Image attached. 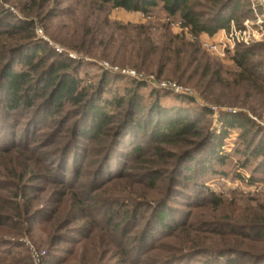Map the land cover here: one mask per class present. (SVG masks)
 Listing matches in <instances>:
<instances>
[{
  "label": "rangeland",
  "instance_id": "obj_1",
  "mask_svg": "<svg viewBox=\"0 0 264 264\" xmlns=\"http://www.w3.org/2000/svg\"><path fill=\"white\" fill-rule=\"evenodd\" d=\"M248 1L252 10L251 18L245 20L240 28L234 27L238 31L242 30L245 22L252 24L247 33L250 35V41L248 45L243 44L245 47L264 44V10L260 6V0ZM0 8L16 20L35 22L38 39L46 42L56 54L68 56L78 63V76L86 85L99 84L103 76L110 78V81L103 84L104 99H112L117 89L116 93L122 96V87L132 88L127 78H133L147 84V87L140 90L146 103L154 99L149 100L150 92L154 91L164 108L181 110L182 113L197 117L204 136L221 135L224 116L242 114L249 116L256 123L254 130L257 125L261 127L247 139L250 142L254 138L259 142L264 141V104L246 101L249 94L245 91H223L224 95L219 96L221 90L215 89L219 100L214 102L217 97L206 99L201 91L195 88L196 79L191 82L185 80L186 86L180 85L174 78L176 81L158 80L153 71H148L153 73L150 75L138 74L135 71L134 68L140 67L138 64L142 63L144 57L142 53L137 54V50L140 46L144 48L142 41L145 37L150 39L153 46H159L165 41L161 39L163 35H181L177 19H167L160 7L155 9L149 18L139 13L100 6L92 0H0ZM258 19L262 22L261 27L256 25ZM13 24L15 23L11 19L9 23H1L0 29ZM142 32L144 35H139ZM226 35L228 33L220 31L215 35V40H224ZM186 38L189 39V36L186 35ZM212 39L206 35L198 39L201 51L212 61L221 64L225 71L230 72H224L222 76L231 79L229 74L235 71L232 57L239 45H236L233 51H228L225 57L214 56L204 47ZM258 62L257 59L253 61L254 64ZM142 70L145 71L143 68ZM162 84L167 85L166 88H163ZM174 86H177L179 93L175 92ZM206 109L212 113L211 117L202 116ZM217 110H232L236 113H219ZM29 123L32 127L33 119H24L16 126L14 123L13 135L10 137L15 135L22 139L26 131L30 130L27 125ZM1 132L0 149L7 142V138H2L3 134L6 137L9 134L7 128ZM45 134L47 133L42 132L37 137L34 145L37 149L32 151L31 156L21 150L14 151L16 155L12 153L15 155L13 157L0 155V202L3 198L12 197V194L8 193L13 188L11 185L17 183L23 172H27L23 180L27 192L20 194L16 201L20 207L8 217L7 224L0 225V264H223L224 261L216 259L215 252L229 248L239 252H263V246H255L253 248L256 249H252L248 239L241 237L242 233L250 232L242 227L244 224L264 220V172L259 168L260 159L250 160L248 165H244L247 156H243L244 145L240 140L242 131L231 129L224 139L221 153L226 157V163L221 167L215 165L221 175H213L211 171L202 173L203 170L199 168L192 177L203 181V185L215 194L216 200H220L219 205L214 206L212 202H195V205H191L190 201L187 202L181 196L194 195L191 185L183 186L180 183L181 176H177V184L181 187L174 188V183L169 186L166 173L160 178L159 186L154 192L148 191L147 185L144 184V178H148L145 169L156 170L159 165L151 167L147 163L134 162L131 166L127 164L126 168L123 166L120 171L117 170L121 175L126 172L121 179L106 182L107 184L102 185L104 190L95 193L102 201L117 197V202H123L122 207L113 204L114 206L107 208L110 210L109 215L104 216V209H97L91 204V208L85 209V214L79 209H73L72 216L66 217L67 213L71 214L69 206L61 211L62 216L54 224V221L46 223L44 220L27 222L39 212L44 214V209L51 208V205L54 207L64 192L63 188L53 186L52 182H44V166L53 168L55 163L61 160L55 152L44 150L49 140ZM78 143V166L81 167L79 180L93 184L94 189L98 188L107 177L114 175L115 169L109 163L105 172L108 176H101L102 165L95 150L97 146L81 139ZM188 148L189 146L182 147L180 154ZM46 158H49V162H44ZM68 164L66 177L69 180L70 170L75 163L70 161ZM166 168L162 170H169ZM12 175L14 179L8 177ZM3 185L10 186L8 192L2 191ZM197 192L195 188V194ZM156 201H163L160 205H167L170 213L175 212L177 215L172 226H178L168 233L170 236L164 230L151 231L153 229L150 227V212ZM65 207L63 204L62 208ZM18 214L26 217L25 222L11 219L16 218ZM128 215L134 221H125ZM7 216L4 215L6 218ZM177 220L185 226L181 228L182 225L177 224ZM145 230L148 232L146 239L150 238L149 242L142 248L135 247L133 241L141 238ZM261 235H264V230ZM209 258L213 261L209 262ZM247 259L248 262L252 261L250 257Z\"/></svg>",
  "mask_w": 264,
  "mask_h": 264
},
{
  "label": "trees",
  "instance_id": "obj_2",
  "mask_svg": "<svg viewBox=\"0 0 264 264\" xmlns=\"http://www.w3.org/2000/svg\"><path fill=\"white\" fill-rule=\"evenodd\" d=\"M92 2L128 13H139L147 18L160 7L167 19H177L181 35H163L161 39L165 41L159 46H153L150 39L145 37L142 41L144 48L141 46L139 49L136 48L137 54L142 53L144 56L142 63L138 64L140 67L134 68L138 74L150 75L153 73L148 71H153L158 80L177 79V83L186 86L185 80L191 82L196 79L195 88L201 91L206 99L217 97L214 102L219 100L215 89H220L219 96L224 95L223 91L239 90L241 93L245 91L249 94L246 101L264 104V58H262L264 44L236 47L232 57L235 71L229 74L231 79L222 76L224 72H230L225 71L221 64L209 59L198 44V39L203 35L212 38L220 31L228 33L232 25L240 28L245 20L251 18L252 10L248 0H92ZM11 19L15 23L13 26L0 29V128H2L0 133L2 134L1 131L5 128L9 133L7 137L3 134L2 138L5 140L7 138V142L0 149V155L11 157L12 153L16 155L14 151L21 150L31 156L32 151L37 149L34 146L37 137L42 132L47 133L45 137L49 140L44 150L55 152L61 160L55 163L53 168L44 166V182H52L53 186H59L64 190L54 207L51 205V208L44 209V214L39 212L27 222L44 220L46 223L54 221V224L62 216L61 211L68 209L69 206L71 214L67 213L66 217L72 216L73 209H79L85 214V209L91 208V204L97 209H104V216L109 215L110 210L107 209L109 206L117 204L121 206L123 202H117V197L102 201L95 193L104 190L102 185L107 184L106 182L121 179L126 172L121 175L117 170L120 171L123 166L126 168L127 164L131 166L134 162L147 163L151 167L159 165V169L156 170L145 169L148 178H144L146 179L144 184L147 185L148 191L154 192L159 186L160 178L166 173L169 186L173 183L174 188L180 186L177 184V176H181L179 182L183 186L191 185L193 196L181 194L187 202H191V205H195V202L196 204L212 202L214 206L219 205L220 200H216L215 194L203 185V181L192 177L199 168L203 170L202 173L211 171L213 175H221L215 165L221 167L226 163V157L221 153L223 142L228 131L235 128L243 133L240 140L244 145L243 156H247L244 165H248L250 160L260 159L259 168L264 172V141L259 142L254 138L250 142L247 139L254 132L256 134L257 129L261 127L257 125V129L254 130L256 123L249 116L242 114L224 116L221 135L204 136L197 117L182 113L181 110L164 108L154 91L150 92L149 100L154 99L146 103L140 90L147 87V84L140 80L127 78L132 85L131 89L122 87L124 91L122 96L116 93L117 89L112 99H104L103 84L110 81V78L103 76L99 84L86 85L78 76L80 71L78 63L73 62L68 56L56 54L57 52L46 42L38 39L35 22L16 20L0 8V24L9 23ZM139 35L142 36L144 33ZM255 59L259 60L256 64L253 63ZM189 71L191 72L187 76ZM202 116L211 117L212 113L206 109ZM27 118L33 119V125L31 127L30 123L27 124L30 130H27L26 134L22 133L24 134L22 139L15 135L10 137L13 135V124L20 125ZM80 139L97 146L95 150L96 157L102 165L101 176H108L105 172L109 163L115 169L114 175L107 177L98 188L94 189L93 184L79 180ZM184 146L189 148L180 154ZM11 160L14 164L13 159ZM70 161L76 165L72 166L71 177L68 180L66 174ZM44 162H49V158L44 159ZM19 166L18 162L17 167ZM166 167L169 170L165 172L162 169ZM25 174L26 171L20 175L21 178L18 177L20 179L17 183L11 185L16 190L12 188L8 192L10 186H1V189H4L2 191L12 194V197L3 198L0 202V225L7 224L8 217L20 207L16 201L20 194L27 192L23 184ZM8 177L14 179L13 175ZM162 203L163 201L153 203L150 227L153 229L151 231L164 230L168 234L178 226H172L177 215L175 212L170 213L167 205H160ZM63 204L65 208H62ZM4 215H8L7 218ZM24 217L18 214L16 218L11 219L24 221ZM127 219L133 220L130 215L125 221ZM177 224L182 225L181 228L185 226L178 223V220ZM242 227L250 231L242 233L241 237L248 239L252 249H256L253 248L255 246L264 248V235H261L264 220L248 222ZM147 234L145 230L141 238L133 241V245L141 248L146 245L150 240L146 239ZM262 251V253L239 252L229 248L217 251L215 255L216 259L225 262L223 264H264V249ZM211 257L214 259L212 254ZM247 257L252 261L248 262ZM213 259L209 258L208 261L211 262Z\"/></svg>",
  "mask_w": 264,
  "mask_h": 264
},
{
  "label": "built area",
  "instance_id": "obj_3",
  "mask_svg": "<svg viewBox=\"0 0 264 264\" xmlns=\"http://www.w3.org/2000/svg\"><path fill=\"white\" fill-rule=\"evenodd\" d=\"M259 3L261 8L264 10V0H260ZM256 25L258 27H261L260 25H262V22L260 21V19H258ZM251 26L252 24H250L249 22H245L242 30L239 29L238 31H236L235 28L232 26V28L229 31L230 33L228 32V35H226L224 40L217 41L215 40V36H214L212 37L213 38L212 40H210L209 42H207V44H205L204 47L207 49V51L210 54L214 56L225 57L226 53L228 51H233L236 45L249 44L250 35H248L247 33ZM166 86L162 84L163 88H166ZM173 89L175 90V92L179 93V89L177 88V86L176 87L174 86ZM217 111H219V113H223V112L236 113V111H232V110H217Z\"/></svg>",
  "mask_w": 264,
  "mask_h": 264
}]
</instances>
